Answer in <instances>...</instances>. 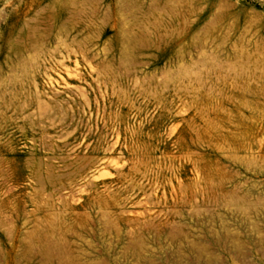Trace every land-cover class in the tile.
<instances>
[{
	"label": "rangeland",
	"instance_id": "374dc122",
	"mask_svg": "<svg viewBox=\"0 0 264 264\" xmlns=\"http://www.w3.org/2000/svg\"><path fill=\"white\" fill-rule=\"evenodd\" d=\"M0 264H264V0H0Z\"/></svg>",
	"mask_w": 264,
	"mask_h": 264
},
{
	"label": "bare ground",
	"instance_id": "6f19581e",
	"mask_svg": "<svg viewBox=\"0 0 264 264\" xmlns=\"http://www.w3.org/2000/svg\"><path fill=\"white\" fill-rule=\"evenodd\" d=\"M24 4V3H23ZM30 43V42H29ZM31 45V44H30ZM25 46V45H24ZM32 48H31V46H29V45H26L25 47H23V49H19L20 51H15V53H17V52H19L20 54H23L25 51H30ZM20 54H18V55H20ZM24 55V54H23Z\"/></svg>",
	"mask_w": 264,
	"mask_h": 264
}]
</instances>
